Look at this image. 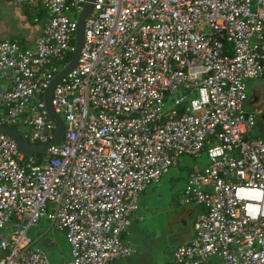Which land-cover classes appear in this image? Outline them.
<instances>
[{
    "label": "built area",
    "instance_id": "obj_1",
    "mask_svg": "<svg viewBox=\"0 0 264 264\" xmlns=\"http://www.w3.org/2000/svg\"><path fill=\"white\" fill-rule=\"evenodd\" d=\"M47 20L33 47L0 40V125L31 145L57 127L44 97L74 51L87 0H12ZM75 68L51 105L62 140L28 155L0 132V264H53L33 246L42 220L69 245L67 264H115L142 193L182 157L179 204L197 206L174 264H264V140L244 109L264 77V0H94ZM38 21V20H37Z\"/></svg>",
    "mask_w": 264,
    "mask_h": 264
},
{
    "label": "crops",
    "instance_id": "obj_2",
    "mask_svg": "<svg viewBox=\"0 0 264 264\" xmlns=\"http://www.w3.org/2000/svg\"><path fill=\"white\" fill-rule=\"evenodd\" d=\"M4 4L10 16H7L6 18L1 20L2 26L0 28V40H5V39L11 40L12 38H14L17 42H19L20 45L33 47V40L35 39L38 32L40 31L43 20L41 21L38 19H34L33 22L30 23L26 20L23 5H20L12 0H4ZM246 90H247V100L245 102L244 109L246 111L256 112L257 121H256V127L254 130V134L264 140V138L261 137L257 132L261 128H264V77L247 81ZM200 159L201 160L205 159L207 161L205 156H203ZM178 164H180V162ZM204 167L199 166V165L192 166L188 163H185L183 165V168L180 166L178 167L177 165L176 170L173 171V174L171 176H166L162 180V182H160V184H158L157 186H151V188L150 187L147 188L142 193L140 197V201H139V210L136 213V215L132 218V221L144 219V214H141V211H140L141 209H143V206L147 205L149 206L150 209L153 207V206H150L151 203L149 202L150 201L149 197L151 196L148 195L147 191H151V195L155 196L154 198L155 200H157L158 205L162 204L163 206L166 201V199H164V194H166V190H165L166 186L165 185L163 186V183L165 180H169V181L177 180L181 178L179 176H183V183L179 189L180 190L179 193L181 195V192L183 188L185 187V183L187 180L186 178H187L188 170H192V172H190L191 174L193 172L202 170ZM180 195L179 197H174V199H171V200L169 199L166 203L168 204L170 203V201H173V200H174L173 201L174 203L176 202V200L177 202H179ZM144 200L147 201L146 204L143 203ZM187 207H189L188 209L189 215L192 216L193 231L186 237V239L182 243L174 246L173 250L177 246L183 243L189 242L193 237L194 221H195L197 214L201 211V209L197 206H187ZM129 229H128L127 234L123 236L124 241L127 242L128 244H129V240H128ZM30 234L33 238V246L37 248L38 250H40L41 252H43L44 254H46L50 258L53 264H58L56 262L61 252L60 244H61V241L65 242V244L67 245V255H68L67 262L69 261L70 249H69V245L65 239L64 234L59 230H54L50 228L48 220L46 219L42 220L39 226L31 229ZM173 250L170 254L167 264H174L172 260ZM135 259H136L135 257L132 258L130 262L121 260L122 262L118 261L119 262L118 264H139L137 263ZM157 264H160V262H158Z\"/></svg>",
    "mask_w": 264,
    "mask_h": 264
},
{
    "label": "rangeland",
    "instance_id": "obj_3",
    "mask_svg": "<svg viewBox=\"0 0 264 264\" xmlns=\"http://www.w3.org/2000/svg\"><path fill=\"white\" fill-rule=\"evenodd\" d=\"M10 16L6 10L4 0H0V28L2 26L1 20ZM258 134L264 138V128L257 131ZM180 165L183 166L188 163L192 166L199 165L204 167L207 163L205 159H192L188 157H182L180 159ZM172 168L167 176H171L173 171ZM175 177V176H174ZM177 180H165L163 186H166V199L165 204L162 206L158 205L155 196L151 195V191H147L149 197L150 206H143L141 214H144L143 220H135L131 222L129 229V244L134 248L135 254L131 257L123 259L124 261L130 262L132 258L139 264H167L173 247L182 243L186 237L193 231L192 229V216L189 215L187 206H181L179 202L166 203L169 199L179 197V189L183 183V176ZM162 182V181H161ZM151 188V187H150ZM164 190V189H163ZM144 200V204H146ZM61 252L57 258L58 264H65L68 260L67 245L61 241L60 244ZM122 260V261H123ZM121 261V260H119ZM121 261V262H122ZM117 261L115 264H118Z\"/></svg>",
    "mask_w": 264,
    "mask_h": 264
},
{
    "label": "water",
    "instance_id": "obj_4",
    "mask_svg": "<svg viewBox=\"0 0 264 264\" xmlns=\"http://www.w3.org/2000/svg\"><path fill=\"white\" fill-rule=\"evenodd\" d=\"M93 1L94 0H87V3L85 4L83 11L81 12L78 18V23H77V27L75 31L74 51L72 53L70 63L64 70H62L51 81L50 85L48 86L45 92L44 101H45L46 109L49 113L50 118L55 122V125L57 127L56 135L53 138V140L47 143L40 144V145L27 144L23 141L21 135L14 128L9 127V126L0 125V132L10 135L17 142L18 148L25 154L33 155V154L43 152L48 147L58 144L64 137L66 126L64 122L57 116V114L53 110V107L51 105L52 93L58 81L64 78L77 65L80 51L83 47V42H84V21H85V18L92 11Z\"/></svg>",
    "mask_w": 264,
    "mask_h": 264
},
{
    "label": "trees",
    "instance_id": "obj_5",
    "mask_svg": "<svg viewBox=\"0 0 264 264\" xmlns=\"http://www.w3.org/2000/svg\"><path fill=\"white\" fill-rule=\"evenodd\" d=\"M24 13H25L26 20L30 23H32L34 19H38L41 21L47 20V14L43 10V8H41L40 6H31V7L24 6ZM11 41L19 44V42H17L14 38H12ZM71 57L72 56L70 54L68 60H70ZM179 166L183 168V166H181L180 164H178V167ZM190 172H192V170H188L187 178H188V175H190Z\"/></svg>",
    "mask_w": 264,
    "mask_h": 264
}]
</instances>
